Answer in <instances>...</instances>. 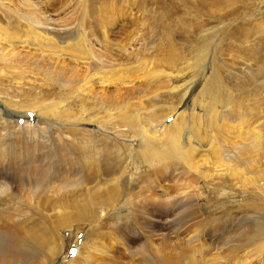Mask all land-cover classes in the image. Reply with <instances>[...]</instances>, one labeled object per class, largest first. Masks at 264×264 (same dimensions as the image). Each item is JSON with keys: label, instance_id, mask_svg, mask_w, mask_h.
Masks as SVG:
<instances>
[{"label": "rangeland", "instance_id": "rangeland-1", "mask_svg": "<svg viewBox=\"0 0 264 264\" xmlns=\"http://www.w3.org/2000/svg\"><path fill=\"white\" fill-rule=\"evenodd\" d=\"M32 1L7 0L10 13L13 11L8 14L1 7L0 24H7L10 16L25 23L22 18L26 19L29 12L40 13L38 9L56 12L65 8L57 16V27L76 24L85 15L81 40L91 49L85 55L91 61L99 60L104 67L91 77L92 67L84 59L75 60L74 54L85 52L79 43L75 45L77 38L72 41L74 45L54 39L55 45H44L49 51L41 54L37 46L16 43V55L0 41L5 56L10 53L19 59L10 65L0 55V101L6 107L0 105V180L11 193L0 194V234L9 236L3 235L1 241L12 244V233L19 232L26 241L30 236L46 237L54 240L55 248L64 245L60 257L49 261L43 258L35 262L34 253L25 259L22 255L0 259L4 258L5 264H152L148 259H157L156 264H176L174 260L181 251H187V241H191L189 245L195 251L182 256L178 264H243L238 258L247 264H264V249L258 247L264 242V232L257 243L253 240L244 244L240 237L243 228H255L264 221V211L258 209L264 206V149L242 152L243 161H252V171L236 173L233 168L224 174L217 170V175L210 172L206 178L200 177V171L207 167L203 160L217 165L223 149L220 144L232 147L243 143L242 137L248 132L247 136L253 134L264 122V73H258L264 71L254 60L243 58L238 51L231 53L225 45V34H238L237 25L241 22L233 21L242 19H232L221 32L223 22L187 29L182 25L183 18L177 17L171 26L167 0ZM162 4H168V9H160ZM254 7L256 14L261 10L264 26V0H256ZM67 11H71L70 16ZM28 28L20 26L18 32L35 39L36 29ZM210 36L211 43L202 46L201 38ZM217 44L220 46L216 48ZM74 67L78 70H71ZM220 70L231 99L230 103L219 105L206 88L210 89ZM195 82L201 87L197 88L203 98L200 105L196 103ZM259 82L263 88L258 89ZM179 84L181 89L177 91L174 87ZM224 93L223 88L218 89L219 97ZM187 100L192 110L196 106L193 114L198 116L188 147L190 152L196 149L197 158H204L194 165H155L158 162L142 152L145 145L134 146L130 142L135 138L146 142L149 130L164 122L170 124L188 108L184 105ZM208 105H215L220 113H230L223 127L222 121L206 120L199 111H207ZM244 109L245 120L241 122L238 110ZM187 114L178 119L180 128L188 122L184 121ZM1 117L14 123L7 124ZM90 117L100 123H82ZM125 119L130 123H125ZM96 128L98 132L91 133ZM160 136L155 135V145L164 143ZM104 137L101 149L95 143H83L96 138L101 144L98 138ZM197 141L203 142L201 149L197 148ZM207 144L210 148L202 151ZM44 152L49 155L42 162H18ZM50 152L78 159L91 155L96 162L89 168L81 163L84 171L81 183L76 185L75 174L70 172L77 159L57 165V157L53 160ZM117 185L123 189L116 191ZM186 192L202 196V202L194 209L190 207L189 215L184 213L191 215L192 220L181 225L180 211L185 208L179 206V200ZM92 197L97 200L95 205L89 203ZM89 212L96 218H87ZM83 213L85 217H81ZM34 246L40 248V243Z\"/></svg>", "mask_w": 264, "mask_h": 264}, {"label": "bare ground", "instance_id": "bare-ground-1", "mask_svg": "<svg viewBox=\"0 0 264 264\" xmlns=\"http://www.w3.org/2000/svg\"><path fill=\"white\" fill-rule=\"evenodd\" d=\"M34 1L35 0H33L32 2L35 3ZM167 1L170 4V8L168 9V7H167L168 4H166V5L162 4L160 6V9H163V10L168 9L167 14H170L168 23H170L171 26L174 25L177 17H181L184 20V23L182 25L187 29H188V27H194L195 29L196 28L202 29L207 24H211V23L220 24L223 22V25L221 26L220 30H221V32H224L225 29L228 27L227 23L229 24L231 21H233L232 19H234L236 17L242 19L240 21L239 20L233 21V22L238 23V24L241 22L239 25L236 24L237 26H239L238 34H236V35L229 34V33L225 34V35H227V36H225L226 41L228 43V44H225L227 46V50L230 49L231 53L235 52V51L242 53L243 58H245V59L249 58L251 60H254L255 63L259 64V68H260L259 70L262 69L264 71V26L262 24L263 20H262V15L260 13L261 10L257 14H256V11L255 12L252 11V9L256 10V8L254 7L256 0H167ZM12 2H14V1H12ZM21 2H24V0H21ZM40 2H42V1H40ZM36 4H37V2H36ZM33 5H35V4H32V6ZM65 6L66 5H64V7ZM69 6H71V3ZM1 7L6 9L8 14H11L13 11L12 10L10 13L7 0H0V8ZM41 7H43V6H41ZM37 8H38V6H37ZM174 8H176V9H174ZM38 10L40 13L29 12V15L28 16L26 15L27 16L26 19L22 18V16H21V18L23 20H25V23H23L22 21L20 22L17 19L14 20L16 17L10 16V20H9V22H7V24H5V25L0 24V41L2 42V44L4 43V46H6V47L9 46V48L13 51L15 49L14 44H16V43L24 44L25 46L26 45L37 46V48L41 54L43 52L49 51V49H47L44 45H46V44L53 45L54 42L56 43V40L54 41V39H61L68 45H70V44L74 45V43H75V45H77L79 43L78 46H81V50L85 51V52H83V55H75L74 54V57L77 58L75 60L84 59L85 60L84 62L92 67V69L94 71L92 72L91 77L94 73H96L97 71L101 70L104 67L103 65H100L99 60L95 59V60H97V62L91 61L90 60L91 57L85 55L86 52H89V53L91 52V49L87 48L85 41L81 40L82 39L81 34L83 31L82 26H83V21H84L85 15L80 17V19H79L80 21L76 24L71 22L70 25L68 24V26L57 27L55 25V21L57 22L58 19H60L57 16L63 10H66L65 8H62L61 10H58L56 12H51V11L45 12V11H42V9L41 10L38 9ZM70 12L67 11L66 15L70 16ZM13 13H15V12H13ZM8 14H6V15H8ZM7 19H9V18H7ZM23 25L28 26L29 28H31L33 30L36 29V33L38 35L35 37V39H32L34 37L25 35L26 32H23V33H25L24 35L21 34L20 32H18V29L20 28V26H23ZM198 25H199V27H198ZM23 28H26V27H23ZM229 30H230V28H229ZM199 31H201V30H199ZM199 31H198V33H199ZM30 33H33V32H30ZM34 33H35V31H34ZM211 34H213V33H211ZM76 38L79 39V41H75L73 43L72 41H74ZM196 39H198V38H196ZM211 39H212V36H210L206 39H204V37L201 38V40H203L201 42L202 46L211 43ZM218 45L219 44L216 45V48ZM221 45H222V43H221ZM4 46L2 48V51L0 50V55L4 57L5 62H7L8 64L10 63V65H15L16 63H18L19 59L17 58V56H14V55L11 56L10 53H8V55H6V56L4 55V51H5ZM7 50H6V52H7ZM13 54L16 55L17 52L14 51ZM74 68L75 69H71V70H73V71L78 70L76 67H74ZM219 69H221V68H219ZM206 71H208V70H206ZM220 71H218V74H215L216 75V77L214 76L215 78L213 77L214 78L213 82L212 81H211L212 83L210 82L211 83L210 89H208L206 87H204V88L209 90L208 95L210 93L211 97L214 98L215 101H217V104H219V103L228 104V103H230L231 97L230 96L228 97V90L226 91V88L224 87V84H223V83H226L223 81L224 80V78H223L224 76L222 77L223 72L221 71V73H220ZM258 73L263 74L264 72L260 71ZM69 74H70V72L67 75H69ZM76 74H77L76 72H72L71 75L76 76ZM88 76H90V75H88ZM202 77H205V75ZM199 79H200V77H199ZM171 82H172V80H170V83ZM201 83L202 82H199V84H201ZM180 85L181 84H179V86ZM249 85H251V83ZM76 86L79 89V84H76ZM179 86L177 85L176 87H174V89L179 91L181 89V86L180 87ZM195 86L197 89L200 85L197 86L196 82H195ZM243 87H244V85H243ZM260 87L263 88V86L260 85V82H259L258 89H260ZM199 88H201V87H199ZM219 88H223L225 91L223 97H219V95H218V89ZM250 88H252V87H250ZM245 89H244V92L246 91ZM197 91L198 92H196L197 94L195 96L196 97V103L200 105L201 103H203V98L201 96L200 89H197ZM205 92H207V91H205ZM246 94H243V95H246ZM194 101L195 100H193V103H195ZM231 102H232L231 104L234 105L233 100ZM0 105H2L1 106L2 108L6 109L5 104L4 103L2 104L1 101H0ZM184 105H187L188 108L185 107L184 108L185 110L182 113H180L179 116L173 122H171L170 124H166L164 122V124L162 126L157 127V128H153L152 130H149L147 132L148 136L146 135L147 136L146 142L140 143V141L137 140L136 138L132 139L130 142V144H132L134 146H136V145L138 146L140 144L145 145V148L142 150V152L146 153L148 155V158L150 160H153V162H158V163H155V165L166 166L167 164H169V162L170 163H177V164L183 163V164L194 165V164H197V162H199L200 160H202L204 158L202 155H199L198 156L199 158H197L195 156V152H196L195 148L193 151L191 150L192 152H190V150H189L190 148L188 146L191 144V141L193 140V139L192 140H190V139L192 138L193 130L196 129V124H197L196 119L198 116L196 117V115L193 114L196 112V106L192 110L191 109L192 105L188 102V100H187V102L184 101ZM259 105H261V104H259ZM240 106H241V104H240ZM94 108L95 107H90V110H93ZM207 108H208L207 111L204 110L203 108H201V109L199 108V111H202L206 115V117H205L206 120L210 119L211 122H212V120L213 121L214 120L215 121H222V127H223V122L226 121L225 118L227 116L229 117L228 114H230V113H226V112L220 113V112L216 111L215 105H208ZM240 108H242V107H240ZM245 110L246 109L241 110V111L238 110V114L241 113V115H237V118L240 119L241 122H242V120H245ZM8 111H10V110H8ZM10 112H12V111H10ZM186 112H188V114H187L188 117L184 121H188V122H185L182 125V127L180 128V126L177 125V121ZM243 114H244V116H243ZM74 116H76V115H74ZM259 116H260V114H259ZM92 118L93 117H90L88 120H86L82 123H86V124L92 123V121H94V120H92ZM199 118H200V115H199ZM1 119L7 124H13L14 123L13 121L8 120V119H4L2 117H1ZM124 122L128 123V124L130 123L128 121V119H125ZM204 122H206L207 124L209 123L208 121H204ZM93 123L97 124L100 122L94 121ZM28 125H30V124H28ZM259 125H260V128L255 130L253 132V134H250L249 136H247V134L249 133L248 132L245 137H242L244 139L243 143L234 144V146H232V147L226 146L223 143L220 144V147H222L223 149L221 150L222 155L220 156V158H218L219 159L218 162L216 161L217 165L212 166L213 164H208V162H209L208 160H203V162L207 165V167H205V170L200 171V175H202L200 177L206 178L208 176V173H210V172H212L213 175L214 174L217 175V173H216L217 170H219L221 172L223 171V174H224V172L226 170L233 169V168L235 169L236 173L237 172L241 173L239 170L252 171V167H253V163H251L252 161H249L246 158L247 156H245L247 161H243L242 157L244 155L242 152H244L245 150L250 151V152H251V150H256V151L261 152V148H262V150L264 149V122H263V120L260 122ZM35 126H37V124ZM30 127H32V125H30ZM97 127H98V125H97ZM262 127H263V129H262ZM95 132H98L97 128L95 131H91V133H95ZM155 135H161L162 139L164 140V143L162 142L160 144V142H159L158 145L157 144L155 145V142L158 141V139L155 138ZM161 136H160V138H161ZM98 139L100 140L101 144H99V142L96 138H91V141L83 142V143L84 144L95 143L97 145V147L99 149H101V146L103 145L105 137L103 139L102 138H98ZM134 141H136V143H134ZM75 143L77 145H81L78 141H75ZM210 143H212V142H210ZM197 144H198V146H197L198 149H201L203 147L202 145H204L203 142L201 143L200 141H197ZM209 148H210V144H207L205 146V148L202 149V151L209 149ZM50 153H51V156H53V160H54V158L57 157L56 158L57 165H62L63 163H67L69 160H74V159L76 160L77 159L75 162L76 166L73 168L72 172H70V173L75 174L74 175V179H75L74 183L76 185H79V183H81L82 171H84V168L82 167L81 163L83 164L84 167L89 168L90 166H92L96 162V159L95 158L93 159L91 155L85 156V157L83 156L82 159H78L79 157H73L72 158V157H68L66 154H63L61 156V155H57L56 153H52V152H50ZM248 154L250 155V153H248ZM40 155H42V156H39L37 154H33L32 156L28 157L29 159L31 158L30 160L21 158L18 160V162H20L21 160H23L22 164H25V162L27 163V161L32 162V160L36 161V162H38V161L42 162L45 157L48 158V156H46V155H49V154H45V152H44V154L40 153ZM51 156H49V158ZM114 163H115V161H114ZM214 164H215V162H214ZM51 166H52V161H51ZM35 170H36V168L34 169V171ZM88 171H89V169H88ZM254 172H255V170H254ZM35 183L36 184H34V185H37V182H35ZM149 183H151V182H149ZM145 187L146 186H143L141 188H145ZM149 187H150V184H149L148 188ZM9 189H10L9 186L0 180V194H1V196H3L5 193L10 195L11 193L9 192ZM119 189H123V188H120L119 185H117L116 191ZM126 189H128V188H126ZM182 192L184 193V191H182ZM178 194H177V196H178ZM179 202L181 203V204L179 203V206L185 208L184 210L180 211V213L182 212L180 219H183L181 225H184V223L187 224V222L192 220L191 215L187 216V215H184V213L189 215L190 212L192 211L191 208H193L195 205L201 204L200 202H202V196L196 195V194H187V192H186V194H182ZM215 202H218V201H215ZM89 203L95 205L97 203V200L95 199V197H92L91 201ZM182 205H184V206H182ZM175 206H177V205H175ZM179 206H177V208ZM258 209L264 211L263 204ZM146 214H148V213H146ZM85 216H86L85 213L81 214V217H85ZM87 218H89L91 220V219L96 218V217H94L93 212H89ZM224 224H225V222H224ZM223 226L221 225V227H223ZM250 227H252V226H249L247 228H243L240 231V237L243 238L244 244H246L249 241H253V240H254V242L256 241V243H257L258 242L257 238L263 236L264 221L263 222L261 221L259 223V225H257L255 228L254 227L250 228ZM251 233H254V234H251ZM3 235L9 237L8 234H0V256L22 255V256H24V259H25L29 253H34L33 257H34L35 262L40 261L43 258H47L49 261L51 257L58 259L60 257V253H62L61 251L64 249L63 244L61 246L55 248L54 242H53L54 240L53 239L48 240L46 237L44 239H42L40 237L38 238L36 236H30L29 237L30 240L26 241L25 236L19 232L12 233L13 236L11 237V241L13 243L7 244V243L1 241ZM193 236L194 235H192V237H191L192 239H193ZM122 237H126V235L122 236ZM50 241L52 242V246H51ZM187 242H188L187 251H181V253L178 254L176 259L174 260V262H176V264L179 263L182 256L188 255L189 251L190 252L195 251L194 248H191V246L189 245V243H191V241H187ZM28 243H35V244L29 245ZM36 243H40V248H37L34 246V245H36ZM178 245H180V237H178ZM258 247H260V248L263 247L261 249H264V242L262 241V243H260L258 245ZM258 247H256V248H258ZM44 249H47L49 251V254H47ZM260 251H262V250H260ZM78 255H80V252L78 253ZM233 257H234V255L231 256L232 260H233ZM3 259H0V264H5V261ZM231 259H228V260H231ZM148 260H150L152 264H156V262H157V259L156 260L148 259ZM191 260L195 261L196 259L191 257ZM238 260H240V263L247 264L241 258H238ZM35 262H34V264H35ZM195 263H197V261H195ZM20 264H27V263L21 262ZM66 264H70V263H66ZM217 264H229V262L228 261L223 262V263L218 262Z\"/></svg>", "mask_w": 264, "mask_h": 264}, {"label": "snow or ice", "instance_id": "snow-or-ice-1", "mask_svg": "<svg viewBox=\"0 0 264 264\" xmlns=\"http://www.w3.org/2000/svg\"><path fill=\"white\" fill-rule=\"evenodd\" d=\"M73 254H75V250L73 249Z\"/></svg>", "mask_w": 264, "mask_h": 264}]
</instances>
